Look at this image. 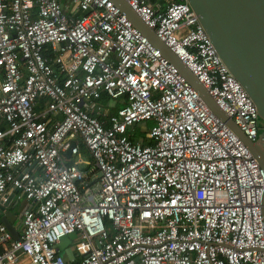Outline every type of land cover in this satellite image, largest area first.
Segmentation results:
<instances>
[{"label":"built area","instance_id":"1","mask_svg":"<svg viewBox=\"0 0 264 264\" xmlns=\"http://www.w3.org/2000/svg\"><path fill=\"white\" fill-rule=\"evenodd\" d=\"M127 2L264 147L189 0ZM10 190L34 205L19 239L0 221V264H71L70 235L73 264H264V168L113 0H0V201Z\"/></svg>","mask_w":264,"mask_h":264},{"label":"water","instance_id":"2","mask_svg":"<svg viewBox=\"0 0 264 264\" xmlns=\"http://www.w3.org/2000/svg\"><path fill=\"white\" fill-rule=\"evenodd\" d=\"M113 1L133 24L179 68L210 109L240 136L264 168L263 145L250 140L245 135L233 118L216 103L194 73L146 25L127 0ZM189 2L223 61L250 94L260 117L264 120V0H189ZM67 155H71L70 150L67 151ZM7 206V202L0 201V221L7 226L15 239H19L20 233L15 226L17 214L6 210ZM67 238H62L61 243ZM64 256L67 261L74 257L72 247L66 249Z\"/></svg>","mask_w":264,"mask_h":264},{"label":"crops","instance_id":"3","mask_svg":"<svg viewBox=\"0 0 264 264\" xmlns=\"http://www.w3.org/2000/svg\"><path fill=\"white\" fill-rule=\"evenodd\" d=\"M7 202L8 206L6 207V210H10L17 214V218L15 220V226L19 233H22L23 230V212L25 209L30 208L33 206V202L27 200L23 195H21L18 191H9L8 200ZM76 239V235H70L67 239H65L64 242H62V245H59V250L62 251V249H67L72 247L73 243ZM3 249V246H0V250ZM73 260V261H72ZM77 260V257L70 258V263L73 264Z\"/></svg>","mask_w":264,"mask_h":264},{"label":"rangeland","instance_id":"4","mask_svg":"<svg viewBox=\"0 0 264 264\" xmlns=\"http://www.w3.org/2000/svg\"><path fill=\"white\" fill-rule=\"evenodd\" d=\"M150 125H151V121H147V120H142V121L134 124L132 127V130H131L132 138L144 141L145 140V131L148 127H150ZM83 156L85 158L90 157L89 153L87 151L83 152ZM61 253H62V255H65L66 249H62Z\"/></svg>","mask_w":264,"mask_h":264},{"label":"trees","instance_id":"5","mask_svg":"<svg viewBox=\"0 0 264 264\" xmlns=\"http://www.w3.org/2000/svg\"><path fill=\"white\" fill-rule=\"evenodd\" d=\"M152 124H153V123L151 122V125H150V127L152 126ZM133 139H134V138H133ZM134 140H137V139H134ZM83 148H84V147H83ZM0 251H1V250H0Z\"/></svg>","mask_w":264,"mask_h":264}]
</instances>
